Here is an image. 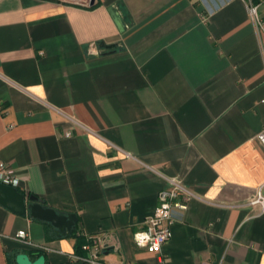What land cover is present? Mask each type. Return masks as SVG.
<instances>
[{
  "label": "crops",
  "instance_id": "1",
  "mask_svg": "<svg viewBox=\"0 0 264 264\" xmlns=\"http://www.w3.org/2000/svg\"><path fill=\"white\" fill-rule=\"evenodd\" d=\"M250 3L264 28V0H0V160L17 189L74 212L84 243L107 241L101 261L156 264L133 233L178 176L195 197L174 213L163 264H264V212L247 205L264 194V29ZM74 245L0 204V264H87Z\"/></svg>",
  "mask_w": 264,
  "mask_h": 264
},
{
  "label": "built area",
  "instance_id": "2",
  "mask_svg": "<svg viewBox=\"0 0 264 264\" xmlns=\"http://www.w3.org/2000/svg\"><path fill=\"white\" fill-rule=\"evenodd\" d=\"M75 3H88L91 0H61ZM249 16L255 23L257 30H263V22L257 14V5H249ZM69 133H67L68 135ZM259 141L264 145V131L258 135ZM166 185L157 193L156 205L153 212L144 219L143 227L133 233V242L137 247L144 248L156 257V264H163V245L171 238V226L175 221L174 213L187 209L189 201L195 194L188 189L182 179L178 176L166 177ZM0 182L3 184L17 186L18 179L11 173L6 163L0 160ZM247 205L257 208L256 214L264 212V194L257 189L255 194L249 198ZM15 237L36 251H48L49 247L33 242L25 230H18ZM107 245V241L93 238L91 242L84 243L81 248L88 251L87 256L71 253L69 256L81 260L87 264H108L100 260L101 250ZM126 264H144L138 262H127Z\"/></svg>",
  "mask_w": 264,
  "mask_h": 264
},
{
  "label": "water",
  "instance_id": "3",
  "mask_svg": "<svg viewBox=\"0 0 264 264\" xmlns=\"http://www.w3.org/2000/svg\"><path fill=\"white\" fill-rule=\"evenodd\" d=\"M93 3V0H91ZM112 11V9H110ZM117 27L122 30L121 22L115 17ZM105 49H112L114 44H99ZM0 204L8 210L19 214H27L30 218L47 222L54 228V234L60 238L70 234L73 230L77 216L74 212L60 213L52 207L42 204L34 194H25L20 192L17 187L3 184L0 182ZM17 264H44V255H39L31 260L25 253H19L15 257Z\"/></svg>",
  "mask_w": 264,
  "mask_h": 264
},
{
  "label": "trees",
  "instance_id": "4",
  "mask_svg": "<svg viewBox=\"0 0 264 264\" xmlns=\"http://www.w3.org/2000/svg\"><path fill=\"white\" fill-rule=\"evenodd\" d=\"M55 236V234H54ZM66 236H72L75 238V250L77 253H80L81 246L84 244L85 240L82 236L76 234V225L74 226L73 230L70 234H67Z\"/></svg>",
  "mask_w": 264,
  "mask_h": 264
}]
</instances>
